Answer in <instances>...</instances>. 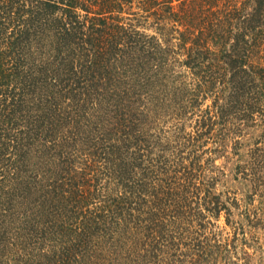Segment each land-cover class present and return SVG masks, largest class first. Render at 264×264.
I'll return each mask as SVG.
<instances>
[{"label":"trees","instance_id":"16d2710c","mask_svg":"<svg viewBox=\"0 0 264 264\" xmlns=\"http://www.w3.org/2000/svg\"><path fill=\"white\" fill-rule=\"evenodd\" d=\"M59 76L67 99L95 87L94 122L73 128L50 95ZM81 145L96 148L83 163ZM36 148L71 176L36 186ZM228 153L250 189L222 240L207 212L234 216L215 194ZM40 191L61 206L50 221L63 211L41 229L63 235L57 264H264L250 252L264 231V0H0V250L15 264L32 248L11 225ZM40 223L28 211L22 225Z\"/></svg>","mask_w":264,"mask_h":264},{"label":"rangeland","instance_id":"374dc122","mask_svg":"<svg viewBox=\"0 0 264 264\" xmlns=\"http://www.w3.org/2000/svg\"><path fill=\"white\" fill-rule=\"evenodd\" d=\"M52 61L53 60H51V62ZM109 72H110V69L109 70L103 69L101 71L100 75L104 73L102 75L103 80L106 79V76L108 75ZM100 75L97 76V81ZM57 80L62 85H59L57 87L54 86L53 88H51V91L53 92H50V95L63 98L62 109L66 108V110L63 111L65 112L63 114H66L69 118H71V122H74L73 128L75 129V127L77 126L76 120L80 122L82 119L87 118L86 116H92L91 121L94 122L95 112H96L95 104L97 102L96 96H94V92H93L95 91V87L90 86L88 89L85 88V90L83 88L72 90L70 95H68L69 98L67 99L64 97V95L66 94V89L63 85L62 76H59ZM95 84L96 83H94L93 85ZM41 96L45 99L43 100L44 103L48 104L49 106L53 105V103L48 102L50 101V99H47L45 95L41 94ZM47 113L50 114L49 110L47 111ZM169 120L170 121L166 122V124H168L167 126H169L170 128L172 127L174 128L176 124L175 121L172 119H169ZM68 135H70V133ZM79 148L81 149L80 152L82 154L78 156V159L80 160L81 163H83V160L86 159L85 156L89 154H94L96 152V148L87 149V148H84V146L82 145ZM35 153H39L38 157L35 158L34 160L35 170H36L34 177L37 178L36 186L39 184V182H42L41 180H43L44 177H45V182L49 184L48 181L50 179L48 180V178H50V175L53 172V170H55V168H63V172H62L63 175H66V177L71 176L72 172H68V170H71V169L63 167V158L58 161V164L61 165L59 167L54 166V164H51V165L49 164V161H52L51 158L49 157L50 155L49 149H46V150L42 149L40 153L39 149L37 150L36 148ZM82 155L84 156L83 158H81ZM90 158L94 160L93 155ZM241 163L242 162L238 160V157L236 155H232L231 153H228L227 156L225 157H220L216 162V165L220 168V170H223L224 173H223V176H221L218 184L216 185L217 193L215 194L219 195L220 202L225 204L229 208V210L231 209L232 213H234V216L230 217L229 211L226 209H223L219 212L220 214L217 213L218 216L213 217L214 215L212 216L213 214L212 211L207 212V214L210 216L209 222L213 223L212 226H209L210 229L214 228L216 232H219L221 234L220 239L222 240L229 236H233L235 229L233 228V225L231 224L229 225L228 220L230 218L233 221L240 220V218L238 217V213L241 212L240 207L241 205H244L246 194H248V190L250 189V186L248 185V183L242 179V176L239 174V171L237 170L238 164H241ZM102 175H103V178H102L103 183H101V185L102 187H105L107 183L110 181L109 179L110 177L107 176V172H104ZM93 184H94V181H93ZM107 187H109V185ZM43 193H45V191L38 192L36 196L34 195L31 198L30 204L25 203L26 206L23 205L22 208H18V209H22V211L24 212L25 214L24 220L26 219L28 215V211L34 212V216L36 218L41 217L42 223L39 224V230L37 232L31 231L27 226H23L22 224L24 220L21 222L22 219L19 222H15L14 224H12L11 227H13L16 232H20V234L23 236L22 241H31V243H29L30 244L29 247L32 248L31 264H57L56 259L54 261L50 257L52 255H54L55 257L57 254L56 250H58V248L61 246L63 247V245H61L60 243H57L56 245V243L52 240L63 239V238H60V237H63V235L53 237L52 235L53 232L49 231L48 235H46L45 237H42L41 229L45 225L47 228L49 227L51 228L52 227L51 224H63V222L60 219V215L63 213V211L60 212L59 216H57L54 221H50L51 213L54 210L55 212L60 210L61 206L59 208L52 207V206L50 208L49 206H47V204L43 202L44 200L43 196L45 195ZM235 202H238L239 204L237 207H235ZM256 202L257 204L259 203V201H256ZM69 208L70 207H67V210ZM28 233H31L32 235L27 236ZM258 241H259L258 245L256 244L257 247L256 245L252 247L254 249H250V252L251 251L253 252V250L257 249L258 256L261 257L264 263V231L262 230L259 232ZM16 258L17 256L15 255L14 251L9 253L6 251L5 247L1 248L0 264H7L9 260L14 262L12 263L9 261L10 264H15ZM109 259L111 261L101 258L97 260L96 262L89 263L84 257V258H80L77 264H112L111 262H113V264H124L122 258H109Z\"/></svg>","mask_w":264,"mask_h":264}]
</instances>
